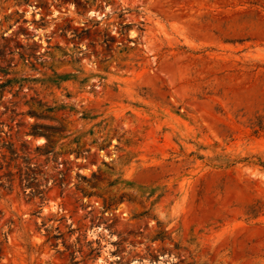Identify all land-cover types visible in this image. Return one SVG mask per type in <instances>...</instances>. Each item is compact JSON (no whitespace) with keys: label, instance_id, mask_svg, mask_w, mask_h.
<instances>
[{"label":"rangeland","instance_id":"rangeland-1","mask_svg":"<svg viewBox=\"0 0 264 264\" xmlns=\"http://www.w3.org/2000/svg\"><path fill=\"white\" fill-rule=\"evenodd\" d=\"M0 264H264V0H0Z\"/></svg>","mask_w":264,"mask_h":264},{"label":"trees","instance_id":"trees-1","mask_svg":"<svg viewBox=\"0 0 264 264\" xmlns=\"http://www.w3.org/2000/svg\"><path fill=\"white\" fill-rule=\"evenodd\" d=\"M43 127H47V128H51V126L49 125H43ZM31 134L33 135H36V134H41V135H44L46 137V139L48 140V135L45 133V129H37L36 127H33L32 131H31ZM13 153V150L10 149V154ZM11 157V156H10ZM30 170L32 168L28 167ZM19 178L20 180H25V183L24 184H29L33 178V175H29L30 173L25 170V171H21V168L19 167ZM8 174H11V172L9 171Z\"/></svg>","mask_w":264,"mask_h":264}]
</instances>
